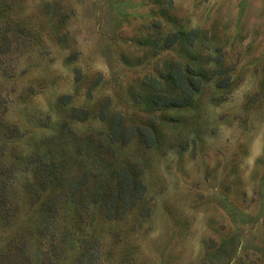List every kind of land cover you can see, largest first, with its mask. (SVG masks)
<instances>
[{"label":"rangeland","instance_id":"rangeland-1","mask_svg":"<svg viewBox=\"0 0 264 264\" xmlns=\"http://www.w3.org/2000/svg\"><path fill=\"white\" fill-rule=\"evenodd\" d=\"M0 264H264V0H0Z\"/></svg>","mask_w":264,"mask_h":264},{"label":"trees","instance_id":"trees-1","mask_svg":"<svg viewBox=\"0 0 264 264\" xmlns=\"http://www.w3.org/2000/svg\"><path fill=\"white\" fill-rule=\"evenodd\" d=\"M170 80L172 82V90L173 92H178L180 94H184L183 97H175L172 95H167V94H162L160 92H158V81L152 79V85L151 87L153 88V90L157 89V92L153 93L152 96V100L150 101L155 109H162V108H181L183 106H185L188 103V99H189V92L187 89V85H186V81L184 78V75L181 71L180 68L176 69V72L174 75H172V77H170ZM117 131L118 129L116 128L115 131H113V137L115 138L117 135ZM122 189H121V195H122V199L125 197V193L128 191V184L125 181L121 182ZM140 188V187H138ZM113 197V195H112ZM121 196H119L118 198H120ZM113 201V198H112Z\"/></svg>","mask_w":264,"mask_h":264}]
</instances>
